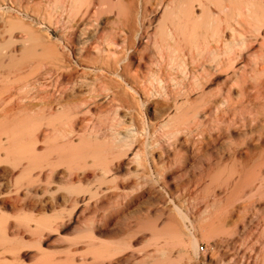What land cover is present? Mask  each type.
Masks as SVG:
<instances>
[{"label":"bare ground","instance_id":"6f19581e","mask_svg":"<svg viewBox=\"0 0 264 264\" xmlns=\"http://www.w3.org/2000/svg\"><path fill=\"white\" fill-rule=\"evenodd\" d=\"M6 1L25 11L32 6L28 13L44 4L40 15L49 21L60 15L67 24L64 38L71 60L56 61L47 77L29 78L3 39L8 27L0 29V111H12L5 109L8 104L21 112L24 100H45L39 113L0 120V168L6 175L0 182V260L8 261L6 254L24 241L26 230L41 235L61 226V214L39 216L45 212L40 208L43 202L54 208L71 198V210L81 207L73 218L82 229L71 241V257L65 263L53 259L38 264L187 263V250L196 252L197 241L186 233L188 215L174 203L175 193L181 191L173 190L166 178L172 169L170 155L182 151L186 159L189 153H200L203 145L214 141L212 133H219L221 113L252 98L264 99V0H0V4ZM0 13V24L9 25ZM46 17H40L42 23ZM219 74L225 75L227 86L218 94L220 114L214 113L205 89ZM70 98L71 104L66 103ZM250 118L256 120L253 114ZM207 119L210 128L205 126ZM254 141H264V135L244 140L234 154L243 153ZM63 164L59 175L57 168ZM232 177L231 186L243 179L236 170ZM147 193H158L160 223L150 215L139 219L136 228L113 222L123 206L142 202ZM245 193L242 190L236 202L243 203ZM167 203H174L175 213ZM234 204H227L232 225H219L218 233L225 236L220 262L251 264L249 253L242 254L235 246L253 223L242 215L239 225L233 217L245 207L236 209Z\"/></svg>","mask_w":264,"mask_h":264},{"label":"rangeland","instance_id":"374dc122","mask_svg":"<svg viewBox=\"0 0 264 264\" xmlns=\"http://www.w3.org/2000/svg\"><path fill=\"white\" fill-rule=\"evenodd\" d=\"M8 3L11 2L6 1L0 4V10L2 12L1 17H6V19L3 18V22L9 21L7 23H12L13 21L14 23H12V25L10 23L9 26L1 22L3 24H0V29H2L1 31L3 32V30L6 31L5 28L8 27L7 32L4 33L3 39L7 43L8 48L12 50L14 62H17L20 70L22 69L21 72L25 76H29V78L36 76L42 77V75L47 77L46 74L54 71L59 61L71 60L70 49L68 51L69 47L64 38L67 24L64 19H60V15L54 14V17H51L52 19H50V21L47 18L48 16H45L47 19L42 23L45 17L43 14H41V16L40 12L43 11L44 4H41V10H39L37 5L35 6L36 11H39L38 18L37 12L34 13V7L33 12H31L33 14H31L28 12L32 11V6H28L25 11L24 7H21V9L20 7H16L17 5L14 3H12L14 5ZM9 11L11 13L13 12L15 15L13 13V15L10 14ZM3 12H5L7 16L3 15ZM17 12L19 14H17ZM17 15L21 16H19L21 18L18 19L19 21L16 18ZM55 15L57 18L59 17V21L55 19ZM12 16H16L15 19ZM40 17H43V19ZM22 23L27 25L23 26ZM29 26L30 28H28ZM20 30L23 31L21 32ZM30 33H32L33 36ZM34 33L36 35H34ZM16 45L17 47H15ZM63 45L66 46L64 47ZM56 61H58V64ZM223 76L225 75L219 74L211 77L208 84L205 86L207 98L215 108L214 113L219 111V114L223 106L221 105L218 94L227 88L223 81ZM19 86V83L15 84V87ZM230 87H232V85H230ZM6 95L2 94L5 98ZM27 95L31 96L29 93ZM259 98H255V100L258 101L252 98L248 104H244L243 106L238 105L231 111L221 113L223 114L221 115L223 116V123L217 125L220 126L219 133H212L214 141L211 142L212 144H205L207 146L203 145L200 153H189L186 159L182 157V151L170 155L172 169L166 178L173 190L180 189L181 191L175 193L176 197L174 203L188 215V219L191 223L187 224L188 232L186 230L184 231H186L187 234L193 235L197 241L196 252L190 248L187 250L188 259H184V263L187 262L185 264H221L220 260L223 254L221 240H223L225 236L218 232H220V227L224 224L232 225L230 222L231 217L228 216V209L230 206L227 205L229 202L231 203V201L232 204L233 202L235 203L236 209L242 206L245 207L243 210L244 213L241 215H234L233 219L236 221L238 220L237 222L240 225L241 223L239 222H241L243 216H245L253 223L252 227L247 229V232L240 234L235 248L238 246L237 249H240L239 251L242 254L245 253L248 255L249 253L252 259L251 264H264V207H262L264 202V141H254V143L248 144L246 151L243 153L234 154L235 148H240L244 140L246 141L249 137L255 140L256 136L264 135V99L261 97L260 100ZM25 102H28L26 105L27 107L24 106ZM44 102L45 100L43 99L24 100L23 103H21V112L16 110L17 106L14 105L15 107L12 106L9 108L10 105L8 106L7 104L5 109L10 110L14 108V111L4 112L1 110L0 120L3 123L7 121L11 122L17 117H20V114L23 116L25 113L29 114L30 112L39 113ZM65 102L71 104V98ZM256 102H258V104ZM106 110L108 114L109 110ZM241 112L243 115L239 116ZM251 114L254 115L255 121H251ZM102 115L106 116V114ZM244 123L245 126H243ZM210 125L211 121L205 123V126L208 128H210ZM2 169L3 168H0V182L5 180L6 177ZM64 169V164L59 166L57 168L58 174L60 175ZM235 170L241 172L243 179H241V182L237 183L236 186H231V177ZM232 178L234 179V177ZM55 181L61 183L62 179L56 178ZM242 190L247 191V193H245L246 200H243L244 204L240 201L236 202ZM211 193H215L216 198H214ZM59 194L71 197V193ZM148 194L149 193L145 195L142 202L123 206L118 215V217H120H117V219L115 217L113 222L115 223L117 221L116 223L119 222L124 226L130 225L136 228L138 227L139 219L145 220L146 216L150 215L152 220L160 223L158 214L156 213V209L158 208L156 205L158 202V199H156L158 193ZM174 203H167L166 205L169 209L173 208L171 209L173 213L176 211ZM225 206L227 207L225 208ZM105 207L107 208L108 204H105ZM40 208L42 210L45 209V212L42 211L39 214L40 217H52L55 214H61L63 217L61 226L53 230H46L41 235H33L32 229L26 230L24 241L21 244H15L12 251L6 254L8 261L0 260V264H13L17 262L16 260H19L17 264H38L41 261L53 259L57 260L56 263H65L67 257H71V252H68L71 251V241L76 240L81 235L82 231V229H80L81 225H78L73 217L81 207L79 208L78 205L71 210L70 198L69 202H59V206H55L54 208L49 203L43 202ZM226 209L227 212L225 213L224 211H226ZM7 211H12L9 206ZM225 215L230 218H226ZM16 216L17 215H10V218L13 219ZM223 218L225 219L223 220ZM228 219L230 220L228 221ZM225 220L227 223L223 222ZM81 253L85 254L86 251L83 250Z\"/></svg>","mask_w":264,"mask_h":264}]
</instances>
